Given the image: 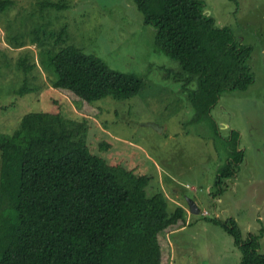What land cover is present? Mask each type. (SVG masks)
<instances>
[{
    "label": "rangeland",
    "instance_id": "374dc122",
    "mask_svg": "<svg viewBox=\"0 0 264 264\" xmlns=\"http://www.w3.org/2000/svg\"><path fill=\"white\" fill-rule=\"evenodd\" d=\"M13 1L0 14V134H15L27 113H59L69 127L86 124L91 152L150 176L152 189L171 205L188 210L187 199L194 200L201 213L167 234L169 264H239L232 235L210 221L214 218L232 219L242 236L248 229L263 231L264 252V0H202L217 26L251 49L253 74L244 91L223 93L208 119L197 118L190 105L196 83L186 82L177 63L157 50L153 28L144 24L133 0ZM47 3L66 8H44ZM41 26L57 33L66 26L69 43L140 77L144 89L82 109L52 87L56 76L45 52L58 46L48 34L38 33L40 43L31 40ZM233 143L242 150L241 160L218 194L217 166L237 156L231 154ZM1 167L0 152V175Z\"/></svg>",
    "mask_w": 264,
    "mask_h": 264
},
{
    "label": "trees",
    "instance_id": "16d2710c",
    "mask_svg": "<svg viewBox=\"0 0 264 264\" xmlns=\"http://www.w3.org/2000/svg\"><path fill=\"white\" fill-rule=\"evenodd\" d=\"M133 1L153 28L157 50L177 63L186 82L196 83L188 97L197 118L208 119L223 93L253 83L251 49L217 26L202 0ZM13 2L0 0V14ZM48 31L39 27L31 40L40 43L38 33L55 40L58 50L45 52L56 76L52 87L82 109L105 98L126 100L144 89L140 77L69 43L66 26ZM70 123L59 113L31 112L15 134H0V264H169L167 234L186 225L185 209L152 189L150 176L91 152L86 124ZM236 146L231 154L237 156H227L217 170L218 194L241 160ZM210 221L232 235L239 264H264L263 231L242 236L232 219Z\"/></svg>",
    "mask_w": 264,
    "mask_h": 264
},
{
    "label": "water",
    "instance_id": "95a60500",
    "mask_svg": "<svg viewBox=\"0 0 264 264\" xmlns=\"http://www.w3.org/2000/svg\"><path fill=\"white\" fill-rule=\"evenodd\" d=\"M148 125L154 129H157L158 131H161V129L155 124L149 123ZM186 203H187L188 211L190 214L199 215L201 213V210L199 209L198 205L196 204L194 200L187 199Z\"/></svg>",
    "mask_w": 264,
    "mask_h": 264
},
{
    "label": "crops",
    "instance_id": "0c3cea01",
    "mask_svg": "<svg viewBox=\"0 0 264 264\" xmlns=\"http://www.w3.org/2000/svg\"><path fill=\"white\" fill-rule=\"evenodd\" d=\"M218 168H219V165L217 166V170H218ZM178 206H181V205H179V204H177ZM181 207H183V206H181ZM184 208V207H183ZM185 209V211H186V223L188 222V220H190L191 219V217L190 216H192L190 213H189V211L186 209V208H184ZM217 217H218V214H217ZM178 230H180V229H178ZM248 232H253V231H250L249 229H248Z\"/></svg>",
    "mask_w": 264,
    "mask_h": 264
}]
</instances>
